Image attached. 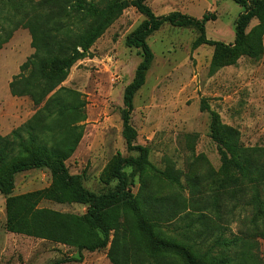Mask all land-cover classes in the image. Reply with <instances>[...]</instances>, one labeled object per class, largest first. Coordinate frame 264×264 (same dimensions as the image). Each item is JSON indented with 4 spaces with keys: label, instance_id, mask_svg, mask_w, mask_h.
I'll return each mask as SVG.
<instances>
[{
    "label": "rangeland",
    "instance_id": "obj_1",
    "mask_svg": "<svg viewBox=\"0 0 264 264\" xmlns=\"http://www.w3.org/2000/svg\"><path fill=\"white\" fill-rule=\"evenodd\" d=\"M64 1L56 0L47 8V18ZM147 5L158 17L173 12L197 20L205 14L215 16V21L205 26L206 38L224 44L233 43L234 23L242 12L230 0H148ZM43 12L6 16L0 23V45L11 37L2 45V54L8 48L13 53L24 46L32 49L23 25ZM143 20L132 8L122 12L50 95L63 89L62 102L76 109L65 115L62 123L55 117L46 121L49 132H41V138L46 139L47 147L58 149L66 131L63 126L70 124L69 133L71 128H80L75 131L80 138L66 167L94 194L106 192L99 179L113 156L136 157L126 152L121 112L124 89L141 62L140 52L127 48L125 39ZM255 25L253 21L248 31ZM196 37L193 30L165 24L147 39L154 61L145 85L134 97L130 124L137 132L136 145L149 152L150 168L143 172L127 168L129 187L151 220L162 228L184 229L202 250L217 242L213 254L218 264L233 256L241 234L258 242L264 261V239L260 237L264 231V39L259 61L241 58L235 65L213 71L212 48L191 50ZM17 75L6 78L11 82ZM202 102L217 114L221 127L231 135L232 144L239 148L250 174L256 177L255 185L244 182L235 186L229 180L237 175L221 172L217 146L210 137V115L200 111ZM43 106H35L29 97L0 103V128L13 132L38 115L43 118L47 114L42 113ZM49 185L46 171L22 173L16 176L13 196L41 191ZM40 208L66 215L86 212L85 206L46 202ZM5 225V201L0 195V264H110L107 251H84L79 256L72 248L9 233ZM118 235L125 240L129 253L140 249L131 218L121 223ZM159 260L162 264H183L173 257Z\"/></svg>",
    "mask_w": 264,
    "mask_h": 264
},
{
    "label": "trees",
    "instance_id": "obj_2",
    "mask_svg": "<svg viewBox=\"0 0 264 264\" xmlns=\"http://www.w3.org/2000/svg\"><path fill=\"white\" fill-rule=\"evenodd\" d=\"M242 9L234 23L232 44L211 41L206 38L205 26L215 21V16L205 14L197 20L178 12L165 16H155L148 0H65L50 12L56 0H0V23L12 13L29 15L32 10L44 11L39 18L29 20L25 27L31 37L34 54L19 68V74L9 83V93L13 98L29 97L35 106L44 103L42 113L14 130L9 136L0 135V195L5 201L6 230L9 233L24 235L50 241L82 252L95 253L107 251L110 264H162L160 258L173 257L183 264H218L213 250L215 242L206 250L190 238L181 228H162L151 220L129 187V176L125 172L132 168L143 172L150 168L148 150L136 145L137 132L130 124L133 100L145 85L146 77L152 67L154 56L147 45V39L159 31L163 25L176 29L193 30L197 37L191 50L207 46L213 49L211 70L235 65L241 58L259 61L263 55L264 39V0H230ZM134 9L144 20L126 37L125 45L140 52L141 62L135 69L133 79L124 89L123 110L121 112L122 132L128 154L136 157L113 156L100 175V183L107 188L105 193L89 192L78 175H71L66 167L67 159L74 153L80 136L66 124L62 144L58 149L47 147L41 132H49L45 122L63 117L74 106L64 104L60 98L63 89L50 96L67 78L71 68L87 57L90 49L128 9ZM47 18V19H46ZM256 25L248 31L250 24ZM8 36L3 40L6 44ZM0 45V49L2 47ZM201 112L210 115V137L217 146L221 172L236 174L230 179L235 186L249 182L256 184V177L248 170L247 162L241 157L239 148L232 144L231 135L225 131L216 113L208 105L201 103ZM59 123L60 127L61 124ZM42 127V128H41ZM57 148V147H55ZM61 148V150H60ZM41 170L50 175L48 188L13 196L16 176L29 171ZM114 184L113 187H111ZM60 206L80 205L86 207L84 215H66L40 208L42 203ZM131 218L139 241V248L129 253L125 240L118 235L119 227L126 218ZM244 236V237H243ZM242 237L236 252L223 264H264L259 254V244L246 235ZM264 239V231L260 234ZM70 262H80L71 259ZM220 264V263H219Z\"/></svg>",
    "mask_w": 264,
    "mask_h": 264
},
{
    "label": "crops",
    "instance_id": "obj_3",
    "mask_svg": "<svg viewBox=\"0 0 264 264\" xmlns=\"http://www.w3.org/2000/svg\"><path fill=\"white\" fill-rule=\"evenodd\" d=\"M3 51L4 49L0 51V103L9 104L14 98L11 97L8 88L11 79L8 80L6 77L10 74L17 75L20 66L26 62L33 52L32 49L25 46L18 49V53L11 52L10 48H8V52L2 54ZM11 132L12 129L0 128L2 137H7Z\"/></svg>",
    "mask_w": 264,
    "mask_h": 264
}]
</instances>
